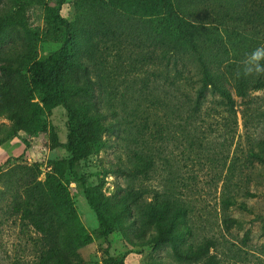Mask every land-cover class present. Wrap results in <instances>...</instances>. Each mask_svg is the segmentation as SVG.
I'll return each instance as SVG.
<instances>
[{"label": "rangeland", "instance_id": "374dc122", "mask_svg": "<svg viewBox=\"0 0 264 264\" xmlns=\"http://www.w3.org/2000/svg\"><path fill=\"white\" fill-rule=\"evenodd\" d=\"M172 1L185 26L140 0H0V62H55L67 31L47 9L69 22L90 89L74 87L73 63L63 94L73 125L94 130L72 160L62 104L35 132L36 94L22 98L25 124L0 115V264H264V161L251 154H264V88L242 75L240 96L234 82L264 44V0ZM204 67L222 74L233 111L210 85L193 109Z\"/></svg>", "mask_w": 264, "mask_h": 264}, {"label": "trees", "instance_id": "16d2710c", "mask_svg": "<svg viewBox=\"0 0 264 264\" xmlns=\"http://www.w3.org/2000/svg\"><path fill=\"white\" fill-rule=\"evenodd\" d=\"M142 1V7L145 8L148 12H159V10H164L165 12H174L178 20L181 21L182 25L187 22L182 15L178 13V10H181V13L184 10L181 6H175L172 0H140ZM189 8V7H187ZM178 9V10H177ZM191 9V8H189ZM193 13V12H192ZM47 18L49 19H58L65 27L67 31V36L64 43L60 46L59 51L56 53L55 62L50 63L49 61L54 58L49 56L43 61L32 62L30 64H23L21 57H6L0 62V115L4 114L12 119H16L17 122L25 124L21 118V108L23 106V101L27 98L28 94H36L38 100L31 102L32 115L35 122L33 126V132L44 130L45 129V119L42 117L45 113V108H50L56 104H62L67 110L68 118L70 125V133L68 135V146L73 153L72 160H75L79 157L76 152L77 147L81 149L84 148V151H88L90 145V138L94 133V130L91 126H87V123L79 122L76 126L73 125V121L76 118V111L70 107L69 101L65 96L64 84L65 79L68 76V73L72 70L71 65L74 63L76 69L79 71V74L76 73V76L73 77V85L78 90L89 91V77H88V59L81 60L79 58H72L73 54H69L74 50L73 48V39L70 32L69 22L60 16L57 9H47ZM191 41V40H190ZM27 69V72L32 75L30 79L32 85L29 87L27 81L21 78V70ZM80 75L83 77L80 80ZM202 84L198 85L195 93V106L194 110H197L201 99L204 96V90L207 86H211L214 92H217L221 98V103L224 104L229 111L234 110L235 101L230 93V91L225 87L224 78L222 74H214L210 69L204 67L201 74ZM236 93L240 96L245 95L246 89L249 85L245 77L240 76L234 79ZM253 89L264 88V78L255 77L253 84L251 85ZM26 92V94H24ZM99 142H95L94 146H98ZM260 143V142H259ZM251 154L259 159L264 161V154L261 152H255L251 150ZM71 161V160H70ZM116 170L118 172H123L124 169L116 165ZM145 175V174H144ZM146 176V175H145ZM141 192L134 190L127 192V197L130 200H134L140 196ZM88 200L90 204L96 209L98 216L102 219L100 211L97 209L96 204L92 197L88 194ZM38 207H40L38 203ZM32 222L35 227L39 230L43 229V223L39 218H32ZM102 226H104L102 224ZM104 236L106 232L104 231ZM194 258H198L197 255ZM42 264H74L68 257L64 255H53L50 259L46 260ZM212 264V263H211ZM215 264V263H213Z\"/></svg>", "mask_w": 264, "mask_h": 264}, {"label": "clouds", "instance_id": "9594fccd", "mask_svg": "<svg viewBox=\"0 0 264 264\" xmlns=\"http://www.w3.org/2000/svg\"><path fill=\"white\" fill-rule=\"evenodd\" d=\"M235 75L246 77L264 76V44H261L246 53L236 70Z\"/></svg>", "mask_w": 264, "mask_h": 264}]
</instances>
